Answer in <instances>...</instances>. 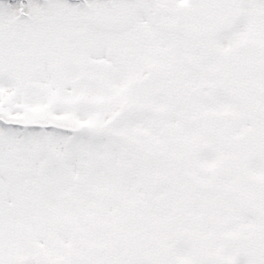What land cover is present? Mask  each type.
I'll list each match as a JSON object with an SVG mask.
<instances>
[{
    "label": "snow or ice",
    "instance_id": "1",
    "mask_svg": "<svg viewBox=\"0 0 264 264\" xmlns=\"http://www.w3.org/2000/svg\"><path fill=\"white\" fill-rule=\"evenodd\" d=\"M0 264H264V0H0Z\"/></svg>",
    "mask_w": 264,
    "mask_h": 264
}]
</instances>
